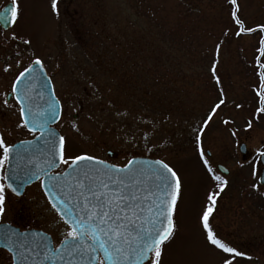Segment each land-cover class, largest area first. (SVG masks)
I'll return each instance as SVG.
<instances>
[{"label": "rangeland", "instance_id": "rangeland-1", "mask_svg": "<svg viewBox=\"0 0 264 264\" xmlns=\"http://www.w3.org/2000/svg\"><path fill=\"white\" fill-rule=\"evenodd\" d=\"M8 2L0 0V8ZM18 5L12 26H0V92L11 88L20 62L23 68L39 58L66 105L57 124L65 158L87 154L124 165L149 156L181 176L177 231L163 245L161 264H221L225 254L207 243L200 223L209 191L219 192L213 230L243 253L233 264H264V0H57L55 11L51 0ZM137 80L142 86L134 88ZM2 121L9 145L33 136L17 109L8 107ZM201 147L213 174L227 180L222 191ZM6 209L9 223L62 241L66 225L39 183L21 197L8 193ZM0 264H13L4 249Z\"/></svg>", "mask_w": 264, "mask_h": 264}, {"label": "snow or ice", "instance_id": "snow-or-ice-1", "mask_svg": "<svg viewBox=\"0 0 264 264\" xmlns=\"http://www.w3.org/2000/svg\"><path fill=\"white\" fill-rule=\"evenodd\" d=\"M231 2L235 4L236 0H231ZM51 6L55 11L57 0H51ZM18 15V0H10L7 6L0 8V23L7 25L14 22ZM232 16L237 24L241 23L236 17L235 11H233ZM241 31H244V29L242 28ZM247 31L251 32L253 29H247ZM237 35H239V32ZM13 39H15L14 34ZM23 42L30 43V41ZM261 43L264 44V40ZM260 51L264 53V48H261ZM34 63L42 67V61L39 58ZM5 71H7V68ZM33 71V67L25 68L23 72L19 73L15 84H19L26 73ZM215 72L214 64L212 73L217 83H219V77L215 75ZM15 84L12 88L13 93L17 92ZM261 86L264 87V74H261ZM27 98V95L17 96V99L21 102ZM261 100L264 102V96L261 97ZM223 103L224 101L220 100L215 108ZM215 108H213V112ZM20 112L24 117L23 125L32 124L31 130L36 131L35 117L32 121H29L25 116V108L21 107ZM47 119L54 120L55 113L49 112ZM205 124H207V121H205ZM39 127L43 128V125H39ZM49 133L51 134L50 129ZM197 143H200L199 136H197ZM53 147L55 148L56 145H53ZM65 147V137L60 136L58 144L59 161L64 165L71 164V166H74V171L79 172L81 161L104 163V161H99L96 157L87 154L65 158ZM14 151L15 145L6 144L3 137L0 136V167H3L5 161L10 160ZM52 155L55 157L57 153L53 151ZM199 155L207 172L213 174V168L205 157L202 147L199 149ZM135 163L133 159L129 160L123 167L112 165L110 167L112 174L108 179L115 185V188H109L108 183L102 182L98 189L88 190V196H91V199L85 196L83 191H77L71 185H67L64 190H61L57 183L60 179L59 174L49 175V172L44 169H39L34 174L36 178H39L42 173L50 181L45 190L50 193L49 200L52 202L53 209L66 225V232L59 248L52 246L48 248L46 254L50 253L52 256H58L63 260L61 252H66L68 255L89 253L91 258L95 260V264H161L163 245L165 242L173 240L177 231L174 214L182 192V179L169 164L162 160L153 161L150 178H154L157 182L155 185L156 191H149L148 195L141 198L127 191L130 184L121 178L122 174L132 173ZM56 165L57 161L55 159L48 162L49 169ZM83 175L87 178L89 172L85 171ZM211 178L213 181L219 182L221 191L227 185V180H223L219 175L213 174ZM76 183L79 189L84 188L82 181L77 180ZM132 183L138 184L139 181L135 180ZM253 187H256V185H253ZM7 188L16 192V189L12 188V184H8ZM4 190L5 184L0 182V214L4 212ZM73 192H76V195H73ZM218 196L219 192L209 191L207 193L206 204L200 214V223L207 243L225 254L221 264H233L235 256H242L243 253L238 252L236 248L222 241L210 223ZM142 201L148 203L145 205ZM10 231L11 229H9ZM5 246L7 247V245ZM9 251H12V248H9Z\"/></svg>", "mask_w": 264, "mask_h": 264}, {"label": "water", "instance_id": "water-1", "mask_svg": "<svg viewBox=\"0 0 264 264\" xmlns=\"http://www.w3.org/2000/svg\"><path fill=\"white\" fill-rule=\"evenodd\" d=\"M11 24L12 22L7 25L0 23L4 29H8ZM34 62L35 60L29 66L33 67L34 71L26 73L19 84L14 83L17 92L13 94L20 106L25 108V116L27 119L32 121L35 117L37 130H31L33 127L32 124L25 127L37 135L32 139L19 141L14 144L15 151L10 160L7 161L5 178L7 185L12 184V188H15L16 192L9 189L20 196L24 193L28 185L41 179L42 189L49 200L50 193L46 192L45 189L50 181H48L47 177L42 173L39 175V178H36L34 174H36L39 169L48 171L49 175L59 174L60 179L57 183L61 190H64L67 185H71L76 188L77 191H83L84 195L88 196V190L98 189L102 182L108 183L109 188H115V185L108 179L112 174L110 167L115 164L99 158H97V160L104 161L103 164L96 163L95 161H81L79 164V172L74 171V166L69 164L62 173H54L62 163L59 161L58 155L59 137L62 135L55 126L61 118L62 107L55 94L52 80L46 69L43 65L42 67L35 65ZM18 95L21 97L27 95L28 98L21 102V100L17 99ZM49 112L55 113L54 120L47 119ZM22 120H24V117H22ZM39 125H43V128L39 127ZM49 129L51 130V134L49 133ZM53 145H56V147L54 148ZM53 151L57 153L55 157L52 155ZM240 151L243 154L247 151L245 143L240 145ZM208 153L210 152L208 151ZM108 154L112 155V152L109 151ZM52 159L57 161V165L49 169L48 162ZM133 159L136 163L133 165L132 173L128 175L122 174L121 178L125 179L126 182L130 184L127 191L143 198V196L148 195L149 191H156L155 185L157 182L154 178H150L151 168L153 161L161 159L137 156L130 160ZM260 159L263 164V169L259 177V182L264 185V153L261 155ZM116 166L123 167L119 165ZM218 169L224 174H229V169L223 164H219ZM85 171L89 172L87 178L83 175ZM29 177H31V179H29ZM77 180L83 182V189H79L76 183ZM135 180H138L139 183H132ZM137 189H139V191H137ZM72 194L76 195V192ZM88 198L91 199V196H88ZM142 203L146 205L148 202L142 201ZM50 204L52 205V202H50ZM9 229H11L10 232ZM5 245H7V247ZM52 246H54L52 236L42 230H21L19 227L9 223L0 224V248H5L8 251L9 248H12V251L9 252L13 258V264H95V260L91 258V254L89 253H84L83 255L80 253H73L72 255H68L66 252H61L63 260L58 256H52L50 253L46 254L48 248ZM59 246L60 244L55 248L58 249Z\"/></svg>", "mask_w": 264, "mask_h": 264}, {"label": "flooded vegetation", "instance_id": "flooded-vegetation-1", "mask_svg": "<svg viewBox=\"0 0 264 264\" xmlns=\"http://www.w3.org/2000/svg\"><path fill=\"white\" fill-rule=\"evenodd\" d=\"M263 30H264V27H261ZM264 35V34H263ZM15 50L12 51V53L14 52ZM16 52H19V51H16ZM37 58H34L32 59L28 65H26L25 67L21 68L23 66V63L21 64V62L19 63V66L15 69V77L12 81V84H11V88L4 92L3 90L0 92V136L3 137L5 143L7 144V129L6 127L4 126V123L2 121V115H5V111L8 107H12L14 109H17V110H20V106L18 104V102L16 101L14 95L12 94V87H13V83L15 81V79L18 77L19 73L20 72H23L25 68H27L31 62L33 60H35ZM42 61V60H41ZM43 62V61H42ZM44 64V62H43ZM45 66V64H44ZM46 67V66H45ZM8 68H11V65H8ZM20 68V69H19ZM17 70V71H16ZM48 71V70H47ZM49 73V72H48ZM260 74H263L262 71H260ZM51 76V75H50ZM52 78V76H51ZM52 81H53V78H52ZM54 83V81H53ZM54 87H55V84H54ZM5 94V101H3V95ZM261 95H263V93L261 92ZM61 104H62V107H63V110L64 108L66 107V105H64V103L62 102L61 100ZM260 105H262V102L260 101ZM14 143V142H13ZM12 144V143H11ZM6 164H7V161L4 162V165L3 167H0V182L4 183L5 184V190H4V195H5V200H4V204H3V207H4V212L2 214V218L0 219V223H5V222H8L6 220V216H7V209H6V206H7V197H8V193H11L9 191V189L7 188V183H6V180H5V170H6ZM61 171V170H60ZM36 183H39V185H41V182L38 181ZM35 183V184H36ZM12 194V193H11ZM13 195V194H12ZM18 197V196H16ZM24 229V228H22Z\"/></svg>", "mask_w": 264, "mask_h": 264}, {"label": "trees", "instance_id": "trees-1", "mask_svg": "<svg viewBox=\"0 0 264 264\" xmlns=\"http://www.w3.org/2000/svg\"><path fill=\"white\" fill-rule=\"evenodd\" d=\"M133 86H134V88H136L137 86H142V82L140 81V80H137L134 84H133ZM130 94V93H129ZM133 96V98L132 99H134V97H135V94L134 95H132Z\"/></svg>", "mask_w": 264, "mask_h": 264}]
</instances>
